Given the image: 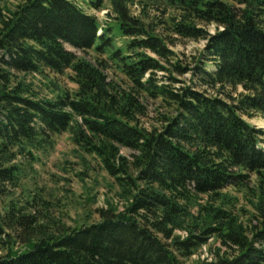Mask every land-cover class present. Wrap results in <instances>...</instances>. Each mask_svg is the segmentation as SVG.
I'll use <instances>...</instances> for the list:
<instances>
[{
  "label": "trees",
  "instance_id": "16d2710c",
  "mask_svg": "<svg viewBox=\"0 0 264 264\" xmlns=\"http://www.w3.org/2000/svg\"><path fill=\"white\" fill-rule=\"evenodd\" d=\"M161 2L169 35L126 0L106 26L78 0H0V264H185L206 245L193 264H264V129L248 119L264 116V0ZM178 36L205 39L194 63L170 47ZM66 70L78 87L54 95L27 79ZM150 99L169 110L148 126ZM64 131L116 195L72 226L30 173Z\"/></svg>",
  "mask_w": 264,
  "mask_h": 264
},
{
  "label": "rangeland",
  "instance_id": "374dc122",
  "mask_svg": "<svg viewBox=\"0 0 264 264\" xmlns=\"http://www.w3.org/2000/svg\"><path fill=\"white\" fill-rule=\"evenodd\" d=\"M84 7L95 13L103 26L115 23V12L112 10V0H106L105 4L100 9H94L91 7L87 0H78ZM131 11L135 15H139L140 18L147 22L153 21L156 25V32H164L169 35V31L164 27L159 20L165 5L162 0H126ZM160 3V4H159ZM164 19V18H163ZM209 28L214 29V25L210 24ZM116 36L114 38L116 45L121 46L129 38L116 30ZM170 41H172L170 39ZM205 39H190L175 37L170 47L175 51L177 57H180L184 64L194 63L200 56L204 49ZM79 53L76 47L68 45ZM92 54V52H89ZM152 56H156L155 53L150 52ZM209 66L211 62H207ZM113 67L107 71L110 76L121 80L125 75L115 63ZM117 68V69H115ZM163 79L165 76L164 71L159 72ZM70 70H66L64 73H50L48 75L43 74H28L27 79L32 80L34 85L40 87L43 93L54 95L55 84L62 87L69 88L71 90L76 89L78 84L70 79ZM168 75V72H166ZM190 72L178 75L181 79H186L189 83ZM162 81V80H161ZM185 83V81L178 82L176 85ZM228 89V88H227ZM229 90V89H228ZM243 91L242 86L234 88V95ZM148 116L143 118L146 125L157 124L158 118L162 112L169 110L159 99L148 100ZM252 123H255L258 127L264 129V116L257 114L256 116L248 118ZM128 151L127 148L124 149ZM39 159L34 164V169L31 170V175L35 178L39 186H44L46 191L53 195L55 202L59 203L61 207L53 211L54 216L61 218V223L65 226H72L81 224L83 221H90L92 218L97 217L96 208L105 204L108 199H113L116 195L113 189L108 188L112 178L109 177L106 170L103 169L97 158L86 153L76 146L72 139V135L69 131H64L57 135L55 148L47 153L39 152ZM252 186H257L256 175L252 177ZM26 182L31 183V179H26ZM254 191L256 189H253ZM234 193L239 196L238 207H244L245 210H241L242 217L247 219L248 215L253 212V204L250 201L252 197L251 188L248 191L245 188L235 189ZM255 200V199H253ZM252 200V201H253ZM208 256V246H203L197 250L195 254L185 260V264H193L195 260L204 259Z\"/></svg>",
  "mask_w": 264,
  "mask_h": 264
}]
</instances>
